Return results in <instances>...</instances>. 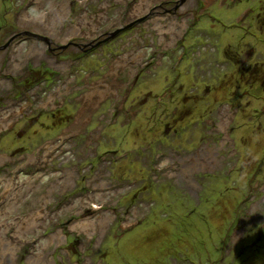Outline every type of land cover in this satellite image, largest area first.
Listing matches in <instances>:
<instances>
[{"label": "rangeland", "instance_id": "obj_1", "mask_svg": "<svg viewBox=\"0 0 264 264\" xmlns=\"http://www.w3.org/2000/svg\"><path fill=\"white\" fill-rule=\"evenodd\" d=\"M139 1L0 0V264H264V0Z\"/></svg>", "mask_w": 264, "mask_h": 264}, {"label": "bare ground", "instance_id": "obj_2", "mask_svg": "<svg viewBox=\"0 0 264 264\" xmlns=\"http://www.w3.org/2000/svg\"><path fill=\"white\" fill-rule=\"evenodd\" d=\"M135 6H137V7H138V6H144L143 0H140ZM132 17H133V15H132ZM22 20H25V19H22ZM28 21L32 22L31 19L28 20ZM69 31H71V29H70ZM73 32H79V27H78V26L74 27V28H73ZM65 36H68V35H67V32L65 33ZM62 40H66L65 37H64ZM6 121H7V120H3V121L0 122V124H1V125H5V124H6Z\"/></svg>", "mask_w": 264, "mask_h": 264}, {"label": "flooded vegetation", "instance_id": "obj_3", "mask_svg": "<svg viewBox=\"0 0 264 264\" xmlns=\"http://www.w3.org/2000/svg\"><path fill=\"white\" fill-rule=\"evenodd\" d=\"M58 46V45H57ZM49 49H51V48H49ZM83 49H84V46H83Z\"/></svg>", "mask_w": 264, "mask_h": 264}]
</instances>
